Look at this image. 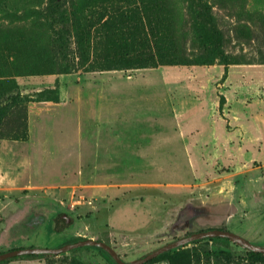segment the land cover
<instances>
[{"label": "rangeland", "instance_id": "1", "mask_svg": "<svg viewBox=\"0 0 264 264\" xmlns=\"http://www.w3.org/2000/svg\"><path fill=\"white\" fill-rule=\"evenodd\" d=\"M7 93L0 136L26 129L0 137V252L87 238L132 262L211 228L264 245V0H0ZM19 257L0 264H115Z\"/></svg>", "mask_w": 264, "mask_h": 264}, {"label": "water", "instance_id": "2", "mask_svg": "<svg viewBox=\"0 0 264 264\" xmlns=\"http://www.w3.org/2000/svg\"><path fill=\"white\" fill-rule=\"evenodd\" d=\"M211 237L226 238L240 245L247 251L264 253V245L262 246L254 245L248 240H246L245 238L241 237L240 235H237L225 229L211 228V229H206L203 231L190 233L189 235L178 237L174 240L166 242L158 246L157 248L147 252L146 254H144L143 256H141L140 258L132 262H124L120 258V256L117 254V252L114 250V248L111 247L110 245L104 242H101V241L87 239V238L79 239L77 241H74L73 243L65 244L57 248L28 247V248H16V249H11L8 251L0 252V262L3 260L9 259V258L21 256V255H27V254L55 255V254L69 251L73 248H77L81 246H95L105 251L112 258L115 264H143L147 262L148 260L168 250H172V249H176L181 246H185L199 239L211 238Z\"/></svg>", "mask_w": 264, "mask_h": 264}, {"label": "trees", "instance_id": "3", "mask_svg": "<svg viewBox=\"0 0 264 264\" xmlns=\"http://www.w3.org/2000/svg\"><path fill=\"white\" fill-rule=\"evenodd\" d=\"M144 41H147V38L144 37ZM143 46H147V44H144ZM145 63L152 60V57H146L143 56ZM17 101V97L13 94L7 93L3 99L0 100V112L2 111L7 112L9 110L10 104ZM2 115H0L1 119ZM19 125H16L14 129V133L12 135H1V138H9L14 140H23L25 137V127H22V130L19 129ZM63 212L59 213V216L63 215ZM190 233H187L189 235ZM212 238H204L199 239L196 241H193L185 246L178 247L176 249L168 250L166 252H163L156 257L148 260L146 263H155L160 260H166L168 264H219L223 260L226 261V264L230 262V258L228 256L227 251H218L214 249H203L201 248L200 242L205 240H211ZM222 239L230 244H233L236 246V243L232 242L229 239L226 238H219ZM105 252V251H104ZM246 257L253 262L261 261L264 258V253L259 252H251L244 250ZM106 253V252H105ZM43 255H49V254H27L25 256H43ZM19 257V256H18ZM22 255L19 257L21 258ZM16 257H14L15 259ZM12 258L4 260L5 262L8 260H11ZM3 262V261H2ZM1 263V262H0Z\"/></svg>", "mask_w": 264, "mask_h": 264}, {"label": "crops", "instance_id": "4", "mask_svg": "<svg viewBox=\"0 0 264 264\" xmlns=\"http://www.w3.org/2000/svg\"><path fill=\"white\" fill-rule=\"evenodd\" d=\"M29 117H31L30 114H29ZM29 121H30V118H29ZM28 124H29V123H28Z\"/></svg>", "mask_w": 264, "mask_h": 264}]
</instances>
